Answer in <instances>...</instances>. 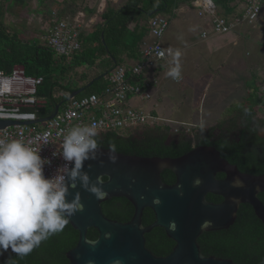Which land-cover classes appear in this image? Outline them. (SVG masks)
<instances>
[{"label":"trees","instance_id":"16d2710c","mask_svg":"<svg viewBox=\"0 0 264 264\" xmlns=\"http://www.w3.org/2000/svg\"><path fill=\"white\" fill-rule=\"evenodd\" d=\"M195 1L124 0L123 4L115 7L108 0L104 10L97 14L99 19L81 32V48L71 57L57 55L41 40L31 43L21 39L16 32L10 33L5 24L6 0L0 1V70L11 72L15 65H22L27 75L43 78L37 97L44 100L45 105L37 112L40 119L46 118L74 91L86 88L78 98L102 92L108 85L106 75L111 70L130 61L142 60V48L149 38L151 18L162 14L171 17L179 6H190ZM245 1L212 0L225 16L240 14L237 10ZM75 2L63 0L64 5L55 2L59 10L54 11L51 23L64 19L61 15L65 13V7ZM103 80L104 84L99 83ZM137 80L140 78L132 79L133 82ZM89 84L92 85L87 88ZM247 88L249 94L241 107L230 113L234 116L230 127L218 131L217 128H210L195 137L188 136L189 133L184 130L174 134L170 126L148 127L138 137L111 131L98 135L99 147H114L117 153L140 157L177 158L196 146L208 145L215 147L241 172L264 175V138L259 136V130L264 129V115L259 114V109H264V82L261 86L251 82ZM151 113L155 115L153 111ZM170 133L174 137L171 138ZM161 177L168 185L176 181L175 175L168 170ZM217 177L223 179L225 175ZM258 198L264 204V193ZM207 200L213 203L223 201L212 194L207 195ZM102 210L106 217L123 223L130 221L134 214V207L125 198L104 202ZM154 221L152 210L145 209L143 225L149 226ZM161 235L166 236L162 228H155L146 234V246L158 256L165 253L159 240ZM87 237L96 240L98 233L91 228ZM78 240L79 232L68 222L61 232L42 242L29 255L21 258L17 254H9L0 260V264H69L66 254ZM198 243L206 257L231 259L237 264H264V225L248 204L240 206L236 222L229 229L205 232Z\"/></svg>","mask_w":264,"mask_h":264},{"label":"water","instance_id":"95a60500","mask_svg":"<svg viewBox=\"0 0 264 264\" xmlns=\"http://www.w3.org/2000/svg\"><path fill=\"white\" fill-rule=\"evenodd\" d=\"M85 90L74 91L67 100ZM61 105L38 122L54 118ZM20 123L0 120V129ZM109 154L110 149L99 147L97 159L85 161L83 168L92 181L97 177L106 179L102 187L107 195L103 199L95 198L83 188L69 190V200L79 191L84 204L83 210L69 219L79 232L76 246L66 254L69 264H237L231 259L204 256L198 243L200 236L229 229L236 222L242 204L250 205L264 225V204L258 198L264 193V175L241 172L213 146L199 145L177 158L115 152V163ZM166 170L175 175L172 185L162 180ZM219 174L225 177L219 179ZM208 194L223 201L210 202ZM113 198H125L132 204L134 214L130 221L123 223L104 215L102 204ZM147 208L152 210L155 221L144 226ZM91 228L98 233L96 240L87 237ZM155 228H162L175 242L167 256H157L146 246V234ZM9 254L15 253L8 249L0 254V260Z\"/></svg>","mask_w":264,"mask_h":264},{"label":"built area","instance_id":"2783aa9c","mask_svg":"<svg viewBox=\"0 0 264 264\" xmlns=\"http://www.w3.org/2000/svg\"><path fill=\"white\" fill-rule=\"evenodd\" d=\"M263 2L264 0H246L240 14L232 17L218 15L211 0H197L196 3L200 15L212 17L214 33L226 35L241 24L254 23L262 13ZM104 8L105 4L101 2L97 14ZM85 18L84 12H78L75 18L55 20L44 43L57 55L71 57L81 48V32L92 23H86ZM168 28L169 19L166 17L158 15L151 18L149 35L152 40L144 43L141 61L116 66L106 75L108 85L102 92L66 100L56 116L43 123L38 122L40 118L37 112L45 105V101L37 97L43 78L27 75L22 65H15L11 72L0 70V120L21 122L0 129V138L23 139L33 146L41 147L42 158L51 161L44 166V174L51 178L56 175L58 168L66 164L62 155L54 156L53 153L59 151L63 137L73 126L95 123L99 134L111 131L126 134L139 127L162 125L170 126L173 133H178L182 129L173 128L170 121L162 120L151 112L147 113L130 104L132 98L140 101L152 98L158 79L150 75V72L173 55V51L163 44ZM206 36L204 33L203 37ZM135 78L140 80L133 82L132 79ZM181 80L182 78L174 81L177 83Z\"/></svg>","mask_w":264,"mask_h":264},{"label":"rangeland","instance_id":"374dc122","mask_svg":"<svg viewBox=\"0 0 264 264\" xmlns=\"http://www.w3.org/2000/svg\"><path fill=\"white\" fill-rule=\"evenodd\" d=\"M62 1L6 0L5 24L10 33H18L19 37L25 41L44 42L49 34L46 30L47 26L52 24L54 11L59 10L55 2L62 3ZM106 1L108 0H76L75 3L65 7V13L61 17L75 18L79 11H83L86 14V23L92 20L90 24L92 25L99 19V15L94 10L101 2L106 5ZM110 1L115 7L124 3V0ZM241 10L242 7L237 10L238 13ZM219 14L226 15L223 12ZM162 16L165 17L164 14ZM179 22V16L169 22L164 38L169 37L170 40L173 36L175 39L180 37L178 31L184 27ZM227 37L238 39L230 41L231 44H228L225 50L221 48L217 52L213 51L211 52L213 55L209 54L210 57L203 59L205 65L213 64L211 69L201 70V73H206L208 77H201L199 74L193 79L190 77L191 80L187 83L186 80L177 83L167 80L166 75L175 63L176 56H173L160 66L163 73L152 91L155 96L147 101L136 100V106L147 113L153 111L160 119L170 121L173 128L188 132L190 137L202 135L210 128H217L218 131L220 128L227 127L234 118L230 113L241 107L244 98L249 94L246 86L251 82L261 86L264 82V2L262 13L254 23L236 29ZM195 39L197 43L198 41L200 43L198 36ZM197 51L198 48H195L192 53ZM217 64H219L218 67ZM201 82L205 84L202 85ZM99 83L105 82L103 80ZM259 114L264 115L263 108L259 109ZM145 130H148V127H139L124 134L138 137ZM174 134L170 137H174Z\"/></svg>","mask_w":264,"mask_h":264},{"label":"clouds","instance_id":"9594fccd","mask_svg":"<svg viewBox=\"0 0 264 264\" xmlns=\"http://www.w3.org/2000/svg\"><path fill=\"white\" fill-rule=\"evenodd\" d=\"M180 55L179 51L175 53L177 59L168 71V76L177 81L182 76ZM98 135L95 123L73 126L63 137L59 151L53 153L62 155L66 164L51 178L44 174V166L51 161L42 158L41 147L23 139L0 138V254L11 249L22 258L61 232L84 208L79 191L68 199L70 188H83L97 199L107 195L103 177L92 181L83 171L85 161L97 159ZM109 159L116 162L114 147Z\"/></svg>","mask_w":264,"mask_h":264},{"label":"crops","instance_id":"0c3cea01","mask_svg":"<svg viewBox=\"0 0 264 264\" xmlns=\"http://www.w3.org/2000/svg\"><path fill=\"white\" fill-rule=\"evenodd\" d=\"M196 2H197V0L195 2H193V4L190 6L189 5L179 6L175 10L174 15H172L171 17L165 15V17L167 19H169V22L172 19H174L175 17L179 16L180 17L179 23H181V26L184 27L183 29L181 28V30L178 31V34L180 35V37L178 39L177 38L175 39L174 36L170 40H169V37H167V38L165 37V38H163V44L165 45V47H167L173 51L172 57L175 56V53L177 51H179L181 53V55L179 57V62H180L181 67H182L181 78H182V80H186V83L189 80H191L190 77H192V79H193L196 76H198L199 74H200L199 76H201V77L202 76L208 77V75L206 73H201V70L211 69L210 67H212L213 64H212V66H207L203 63V59H205L206 57L208 58L211 55H213V54H211V52H213V51L217 52V51L221 50V48H223L224 50H225V48H228V46H229L228 44H231L230 41L235 40V38H228L227 35L231 34V33L233 34V32L240 27L247 26V24H241L226 35H216L213 31V27H212V23H211L212 17L209 15H200L199 9H198V4ZM216 10H217L218 15H221L219 13L223 12V11H221V9L219 7H216ZM96 11H97V9H96ZM79 12H83V11H79ZM234 15H236V14L229 15L228 17H232ZM89 21H92V20H89ZM51 26H52V24L47 26L48 28L46 31L48 33H49V29ZM90 26L91 25H89L88 27H90ZM88 27H86V28H88ZM178 29L179 28H177V30ZM204 33L207 34L206 37H203ZM197 36L200 40V43H199V41L197 43V41L195 39ZM148 40H152L150 35H149ZM234 45H237V44H234ZM195 48H198V51L192 53L193 49H195ZM209 54H211V55H209ZM176 59L177 58L175 57V61H176ZM133 63H135V62H132V61L128 62V64H133ZM167 63L170 64V62H167ZM128 64H126V65H128ZM160 66H161V64L158 66V68H156L155 70L150 72V75H154L158 80L162 77V73H163L161 71ZM218 66H219V64H217V67ZM166 76H167V78H166L167 80L174 81V79H172L171 77L168 76V73ZM201 84L203 85L205 83L201 82ZM189 85H190V83H189ZM152 94H153V92H152ZM154 94L152 95L153 97L155 96ZM136 100H138V99L132 98L130 101V104L136 106V103H135ZM154 114L156 116H158L156 113H154Z\"/></svg>","mask_w":264,"mask_h":264},{"label":"flooded vegetation","instance_id":"af4514ba","mask_svg":"<svg viewBox=\"0 0 264 264\" xmlns=\"http://www.w3.org/2000/svg\"><path fill=\"white\" fill-rule=\"evenodd\" d=\"M230 125H231V123L230 124H228L227 125V127H230ZM227 127H225V128H227ZM224 129V128H223ZM259 136L261 137V138H264V129H260L259 130ZM165 232V231H164ZM165 235H166V233H165ZM159 240L161 241V243H162V247H163V249H164V251H165V253H164V255L163 256H167L172 250H173V248H174V246H175V242L172 240V239H170L167 235L166 236H164V235H161L160 237H159ZM148 248V247H147ZM149 249V248H148ZM158 256V255H157Z\"/></svg>","mask_w":264,"mask_h":264}]
</instances>
